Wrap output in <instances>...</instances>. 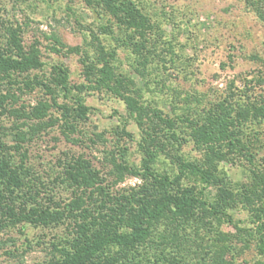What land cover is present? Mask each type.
Returning a JSON list of instances; mask_svg holds the SVG:
<instances>
[{"label":"trees","instance_id":"1","mask_svg":"<svg viewBox=\"0 0 264 264\" xmlns=\"http://www.w3.org/2000/svg\"><path fill=\"white\" fill-rule=\"evenodd\" d=\"M244 1L264 20V0ZM84 2L101 18L85 45L46 37L53 40L51 51L80 56L78 83L63 60L45 59L41 39L26 40V22L7 15L0 2V231L65 225L67 233L54 244L56 255L43 264H200L181 251L188 239L182 231L194 221L197 234L202 229L212 235L217 225L225 239L221 225L244 230L234 214L243 209L264 260V95L250 93L248 82L244 88L233 84L208 104L201 96H186L180 97L186 106L176 100L172 112L163 110L144 100L135 78L118 63L123 49L134 56L136 74L160 75L165 87L163 74L177 65L174 44L171 52L165 49L163 26L142 0ZM36 91L42 94L36 103L18 105L24 93ZM92 91L125 104L113 129L115 149L106 151L103 166L84 153H71L54 179L46 178L30 148L44 132L56 127L77 145L103 140L102 132L83 131L94 112L85 102ZM175 95L179 99L180 92ZM5 117L11 118L9 127L2 123ZM131 122L138 136L128 129ZM129 143H136L135 151ZM190 143L197 157L187 156ZM225 161L240 167L243 179L233 181L222 169ZM127 175L141 182L117 188ZM58 188L70 194L63 198Z\"/></svg>","mask_w":264,"mask_h":264},{"label":"rangeland","instance_id":"2","mask_svg":"<svg viewBox=\"0 0 264 264\" xmlns=\"http://www.w3.org/2000/svg\"><path fill=\"white\" fill-rule=\"evenodd\" d=\"M0 2L7 15H13L26 22L28 42L35 38L41 39L47 61L60 58L69 65L73 82L83 80L80 56L76 53L65 55L51 51L48 44L53 40L46 37L53 38L54 35H58L68 46L85 45L86 35L90 38L91 30L99 29L101 18L98 10L88 6L84 0ZM142 2L166 32L165 49L168 50V47L172 46L170 44H174L177 65L163 74L166 82V86L163 87L160 75L152 73L143 78L136 74L133 66L134 56L123 49L119 50L118 63L124 71L135 78L138 87L142 88L144 100L154 102L163 110L172 112L178 100L177 104L186 106L180 97L201 96L204 98L203 104H208L213 98L225 94L233 84L238 88H244L248 83L252 84L253 90L250 93L264 95V20L250 10L244 0H142ZM168 64L172 66L171 63ZM176 91L180 92L179 99L175 95ZM41 97L40 91L24 93L18 105L34 104ZM85 102L94 108V112L83 131L90 136L102 132L105 142L97 140L96 143H92L86 140L85 136L86 142L77 145L66 139L56 127L44 132L40 138L32 142L30 148L37 170L48 179H54L59 172L60 161L71 153H84L95 163L103 166L106 163L104 160L106 151L115 149L116 137L113 135V129L120 123V116L126 113L124 102L111 94L97 91L86 95ZM11 122V118L8 117L2 121L6 127H9ZM128 129L136 136L139 135V129L134 122L130 123ZM129 146L131 151L136 150V143H129ZM185 151L190 158L198 155L191 143L185 147ZM134 158L138 160L137 154ZM222 169L233 181L243 179V172L236 164L225 161L222 163ZM140 182L138 177L127 175L117 184V188L134 186ZM69 191L58 188V194L63 198L70 194ZM234 214L235 220L244 230L238 233L231 225H221L219 231L230 238L218 236L217 225L215 234L205 235V230L202 229L196 233L198 228L196 222L188 224L187 229L182 231L188 239L180 247L181 251L188 255L189 261L193 263L198 261L200 264H264V260L258 256L255 249L254 232L252 225L247 222V212L240 209ZM66 233L65 225L44 228L25 224L1 230L0 264H43L56 255L54 244ZM236 235H239L241 240L237 239ZM171 248L172 246L168 250H172Z\"/></svg>","mask_w":264,"mask_h":264}]
</instances>
